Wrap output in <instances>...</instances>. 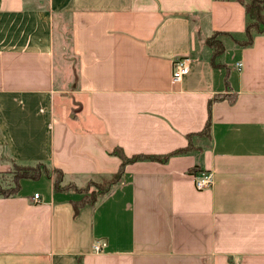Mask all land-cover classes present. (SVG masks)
I'll use <instances>...</instances> for the list:
<instances>
[{"label":"crops","instance_id":"crops-1","mask_svg":"<svg viewBox=\"0 0 264 264\" xmlns=\"http://www.w3.org/2000/svg\"><path fill=\"white\" fill-rule=\"evenodd\" d=\"M246 25L235 0H0V172L42 163L68 182L108 179L116 149H184L209 101L237 95L212 105L200 149L127 165L77 215L81 194L23 179L0 197V264H264V34L241 47ZM216 33L230 35L221 67L206 43ZM181 57L191 69L175 83ZM58 95L80 108L58 109ZM199 172L211 187L196 188Z\"/></svg>","mask_w":264,"mask_h":264},{"label":"trees","instance_id":"trees-1","mask_svg":"<svg viewBox=\"0 0 264 264\" xmlns=\"http://www.w3.org/2000/svg\"><path fill=\"white\" fill-rule=\"evenodd\" d=\"M241 3L246 11L247 25L245 32V40L240 41L234 39L235 43L241 47H249L254 43V38L256 35L264 34V0H235ZM220 35L223 37H230L227 33H216L211 38H209L206 43L213 49V56L211 59V64L214 67H221V64L217 62V59L225 51L223 41L218 40L215 36ZM228 85V83H227ZM228 100L231 104L235 103L237 100L236 94H218L215 95L208 103L209 118L206 122L204 129L199 133H194L188 135L189 144L184 149L176 150L167 155H135L133 157H127L122 150L116 149L113 153L121 159V165L119 170L111 176L109 179H103L101 182L92 184L96 192H93L90 197L84 196L83 188H79L73 184L72 181L65 182L66 175L60 169L51 170L46 164H36L34 166H20L15 165V171L12 177L13 188L6 190L0 186V197H10L17 194L20 189V182L23 179H29L33 181L39 180L43 175L53 180V188L55 192H76L83 195V198L79 201H73L72 205L77 215L81 208L86 205L93 206L100 199L107 197L112 193L117 184L121 181L124 170L127 165L135 163L137 161H156L160 163H166L171 157L175 155L188 154L192 151L200 149L194 145L192 141L193 138H202L203 140L211 139V110L212 105L215 102ZM198 168H194L189 171L193 174ZM53 175H55L53 177Z\"/></svg>","mask_w":264,"mask_h":264},{"label":"rangeland","instance_id":"rangeland-1","mask_svg":"<svg viewBox=\"0 0 264 264\" xmlns=\"http://www.w3.org/2000/svg\"><path fill=\"white\" fill-rule=\"evenodd\" d=\"M215 37L218 40H220V41H222V38H224V37H222L220 35H217ZM60 62H61V59H60L59 56H57V60H56V74L55 75H56V80L58 82L62 79V67H61ZM68 88L70 89V87H68ZM77 101L81 102L79 100H77ZM57 102H58V104H57V108L58 109H61V103L62 102H63V105L67 108L68 111H72L74 109H77V108L79 109L80 108V106L76 105L75 102L74 103H73V101L71 102V100L69 98H66V99H64L62 101L61 98L59 97V95H58ZM78 116H79L78 117V120H79V118H82L83 115L79 114ZM78 120L70 121L71 122V126L73 128H75V126H77L76 128L84 126L82 124L84 122V120H82V121L81 120L78 121ZM34 165H36V164H34ZM34 165H32V166H34ZM14 171H15V164H14V162H12V164L10 163L9 170L0 172V186L1 187L5 188L6 190H10V189L13 188L14 185H13V182H12V177H13ZM54 176L55 175H53V177ZM36 182L32 181V184H37ZM65 182H68V181L64 180V183ZM97 182H101V179L91 178V179H88V180H83L82 182L73 181V184L76 185L79 188H83V190L85 192L84 196L86 195V196L90 197L93 192H96L95 189H94V186L92 184L97 183ZM82 197H83V195H82Z\"/></svg>","mask_w":264,"mask_h":264},{"label":"built area","instance_id":"built-area-1","mask_svg":"<svg viewBox=\"0 0 264 264\" xmlns=\"http://www.w3.org/2000/svg\"><path fill=\"white\" fill-rule=\"evenodd\" d=\"M191 59L189 57H181L177 59L174 63L173 73H172V81L173 82H180L186 77L191 69ZM237 67H241V63L237 64ZM213 177L211 173L208 172H199L195 175V184L198 190H204L212 186ZM35 199L39 198V195L36 194ZM94 250L99 252L102 250V246L97 244L94 246Z\"/></svg>","mask_w":264,"mask_h":264}]
</instances>
